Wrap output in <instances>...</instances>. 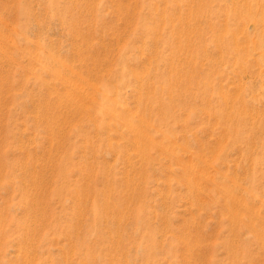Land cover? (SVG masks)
Listing matches in <instances>:
<instances>
[{"label": "rangeland", "instance_id": "1", "mask_svg": "<svg viewBox=\"0 0 264 264\" xmlns=\"http://www.w3.org/2000/svg\"><path fill=\"white\" fill-rule=\"evenodd\" d=\"M0 264H264V0H0Z\"/></svg>", "mask_w": 264, "mask_h": 264}]
</instances>
